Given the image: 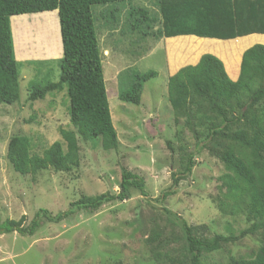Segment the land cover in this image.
I'll use <instances>...</instances> for the list:
<instances>
[{"label": "rangeland", "instance_id": "obj_1", "mask_svg": "<svg viewBox=\"0 0 264 264\" xmlns=\"http://www.w3.org/2000/svg\"><path fill=\"white\" fill-rule=\"evenodd\" d=\"M215 2L219 5L218 0ZM221 3L228 23L220 24V17L210 11L206 19H201L192 0H126L92 5L118 146L105 150L100 137L85 140L76 134L77 167L69 172L46 169L34 175H22L13 169L7 158L10 139L25 136L31 152L41 154L60 140V129L74 130L66 89L48 92L34 101L28 98L30 80L44 83L58 79L55 61L62 56L59 21L57 10L10 17L14 54L19 62V98L11 104H0L1 219L26 215L29 220L39 208L56 214L83 195L116 193L122 168L144 179L147 196L131 189L124 201L105 203L94 212H79L57 223L43 222L33 235L0 234V264H167L154 253L177 254L184 249V242L177 219L161 207L176 213L188 225L200 227L198 231L204 236L236 237L206 255V264H230L231 259L255 254L262 245L261 236L239 235L250 223L243 213L231 210L234 191L224 177L228 171L208 149L195 155L190 174L179 182L174 194L162 202L155 200L171 185V173L179 171L186 154L195 149L191 125L184 119L178 125L173 122L167 97L168 77L176 67L196 59L181 58V36L203 37L187 34L196 31L227 37L244 28L264 29V0ZM246 38L247 42L264 44L260 35ZM227 39L188 45L194 49L202 46L203 53L225 61L227 52L246 44L241 39ZM177 53V65H169ZM193 53L196 57L199 54ZM148 70L157 75L144 83L140 103L119 100L118 93L129 87L133 73ZM193 128L198 133L205 131L198 122ZM211 145L221 149V141Z\"/></svg>", "mask_w": 264, "mask_h": 264}, {"label": "trees", "instance_id": "obj_2", "mask_svg": "<svg viewBox=\"0 0 264 264\" xmlns=\"http://www.w3.org/2000/svg\"><path fill=\"white\" fill-rule=\"evenodd\" d=\"M118 1L126 0H0V104H11L19 98V62L14 54L10 17L57 10L62 42V56L55 61L58 79L44 83L30 80L28 98L34 101L48 92L66 89L69 120L74 128L60 129V140L52 142L41 154L31 152L27 137H12L7 158L16 172L34 175L46 169L71 171L79 165L76 134L85 140L100 137L105 150L118 146L91 12L92 5ZM215 1L192 0V3H196L195 11L201 19H206L210 11L220 17V24L228 23L221 3L224 0H218L219 5ZM234 1L240 4L248 0ZM249 33H264V29L244 28L227 37L196 31L187 34L227 39ZM156 75L154 70L135 71L129 87L118 93V99L138 105L144 83ZM167 97L173 122L177 125L183 119L188 122L196 141L195 149L186 154L182 168L171 173V185L155 200L162 202L174 194L179 182L190 174L195 155L208 149L228 171L224 177L234 191L231 210L243 213L250 223L239 235L259 234L262 240L253 256L231 259L230 264H264V44L255 43L243 51L236 80L228 76L220 58L203 53L196 64L185 65L168 77ZM196 122L204 126V133L193 128ZM219 141L221 149L216 150L211 144ZM145 188L140 175L122 168L116 193L83 195L56 214L39 208L29 220L26 215L19 219L0 217V234L16 232L30 236L43 222L57 223L72 219L79 212H94L105 203L124 201L131 189L146 197ZM161 209L177 219L184 242V249L177 254L154 253L155 258L165 259L167 264H206V255L236 239L221 234L204 236L198 231L200 227L188 225L165 207Z\"/></svg>", "mask_w": 264, "mask_h": 264}, {"label": "crops", "instance_id": "obj_3", "mask_svg": "<svg viewBox=\"0 0 264 264\" xmlns=\"http://www.w3.org/2000/svg\"><path fill=\"white\" fill-rule=\"evenodd\" d=\"M57 19H58V13H57ZM11 31H12V29H11ZM59 31H60V29H59ZM248 35H260L263 38V40H264V33H249V34H246V35L238 36L239 38L238 37L232 38V39H238V40L241 39V41H244L246 44L244 46L240 47V50H239V48L236 49V47H234V51L231 50L232 52H227L228 53V54H226L227 58H225V56H223L225 61L223 59H221V61L224 64V67H225V70H226L228 76L232 80H236L238 75H239L240 61H241V56H242V53H243L244 49H247L248 47L252 46V44H253V40L247 42L248 39L246 38V36H248ZM181 39H182L181 43L182 42H184V43L180 47L179 54H181V58H185V59L189 58V59L193 60V59L196 58L194 60V62L191 63V65H194V64H196L198 62L200 56L203 53V47L200 46L199 49H194V48H192L191 44L188 45L189 42H193V43H199L200 41H212V42H215L216 41L215 39H217L218 41H220V40H230V39H220V38L197 37V36H194V35L181 36ZM60 42H61V40H60ZM61 44H62V42H61ZM188 47L190 49H188ZM183 51H185V53H183ZM196 51L199 52L197 57L193 53V52H196ZM14 53H15V51H14ZM176 56H178V57L174 58V60L172 61V64L170 63L169 65H171V66H176L177 65V63H178L177 61L180 60V55H178V53H177ZM15 57L17 59L16 54H15ZM166 58H167V61L169 63L168 53H167ZM228 59L232 61V65L229 64V62L227 61ZM183 66L180 65L179 67L181 68ZM179 67L175 68V72L179 69Z\"/></svg>", "mask_w": 264, "mask_h": 264}]
</instances>
